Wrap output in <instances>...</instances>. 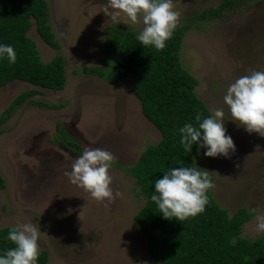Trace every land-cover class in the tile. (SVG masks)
<instances>
[{
    "label": "rangeland",
    "instance_id": "374dc122",
    "mask_svg": "<svg viewBox=\"0 0 264 264\" xmlns=\"http://www.w3.org/2000/svg\"><path fill=\"white\" fill-rule=\"evenodd\" d=\"M47 2L60 48L45 42L36 22L29 36L45 62L57 53L65 57L67 81L62 90L22 80L0 87V115L22 92L40 90L0 126V172L5 179V187L0 186V229L39 223V251H49L47 264H155L134 219L146 199L124 167L133 165L148 145L158 143L161 132L144 115L133 93V77L111 82L80 71L104 66L99 46L111 31L138 32L143 24L131 25L123 13L119 23L114 22L103 12L107 0ZM221 2L173 0L181 12L178 26L184 27L181 61L199 78L197 94L210 110L223 108L227 134L236 145L228 158L204 156L203 149L193 157L197 166L209 171L212 192L230 214L241 206L255 211L242 232L255 239L260 236L255 218L264 215V136L238 126L223 96L236 78L264 70V0H237L223 16L194 18ZM30 100L60 106L45 108ZM85 147L113 154L111 187L121 195L107 207L64 175Z\"/></svg>",
    "mask_w": 264,
    "mask_h": 264
},
{
    "label": "trees",
    "instance_id": "16d2710c",
    "mask_svg": "<svg viewBox=\"0 0 264 264\" xmlns=\"http://www.w3.org/2000/svg\"><path fill=\"white\" fill-rule=\"evenodd\" d=\"M236 2L222 0L216 8H209L194 18L223 16L225 9ZM35 22L45 42L60 48L50 22L47 0H0V43L11 44L17 54L15 64H9L6 59L0 61V87L16 80L47 89L65 87L66 59L61 53L48 62L42 59L37 42L29 36ZM183 32L184 27L177 26L166 46L157 50L154 46L142 45L136 39L137 32L117 28L99 46L104 54V66L81 68L80 71L111 82L133 77V93L140 100L144 115L161 132L158 143L148 145L133 165L124 167L135 178L140 194L146 199L134 219L147 239L155 264H264V235L255 239L242 235L244 224L255 215L248 207L241 206L230 214L210 189L205 210L179 221L163 218L151 200L154 181L162 178L163 171L170 166L191 164L197 151L196 145L192 152L181 146L179 128L186 122L195 123L197 113L207 116L211 112L197 94L199 78L181 61ZM39 93V89L30 88L19 94L0 115V126L20 105ZM30 101L45 108L60 106ZM262 159L264 161V155ZM0 186L5 187L1 172ZM10 227L0 229V250L13 247L4 239ZM39 252L38 264H47L49 251Z\"/></svg>",
    "mask_w": 264,
    "mask_h": 264
},
{
    "label": "clouds",
    "instance_id": "9594fccd",
    "mask_svg": "<svg viewBox=\"0 0 264 264\" xmlns=\"http://www.w3.org/2000/svg\"><path fill=\"white\" fill-rule=\"evenodd\" d=\"M114 22L123 13L131 25L142 23L136 39L144 46L162 50L177 28L181 12L173 0H107L103 11ZM6 59L15 64L17 54L11 44L0 43V61ZM232 120L249 133L264 136V70H253L230 83L223 96ZM181 146L192 152L193 145L208 157L224 156L236 151V145L224 125V110L217 108L209 115L197 113L195 123H184L178 130ZM114 160L113 154L102 148H83L72 163L71 170L64 175L72 184L88 191L92 198L107 207L119 190L111 187L113 177L109 173ZM214 187L209 171L197 166L195 157L191 164L168 167L162 178L154 181L151 200L155 202L165 219L184 221L205 210L209 202L208 191ZM255 231L264 235V215L256 216ZM32 221L10 227L4 239L13 247L0 250V264H38L40 226Z\"/></svg>",
    "mask_w": 264,
    "mask_h": 264
}]
</instances>
